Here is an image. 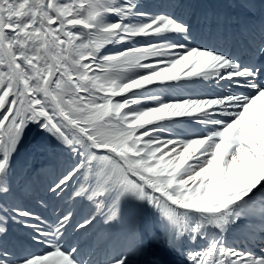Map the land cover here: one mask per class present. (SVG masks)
<instances>
[{
    "label": "snow or ice",
    "instance_id": "1",
    "mask_svg": "<svg viewBox=\"0 0 264 264\" xmlns=\"http://www.w3.org/2000/svg\"><path fill=\"white\" fill-rule=\"evenodd\" d=\"M190 8L0 0V264H264V25L237 54L205 43ZM199 83L219 92L151 87ZM33 132L50 163L18 169ZM143 206L157 229L97 259V224Z\"/></svg>",
    "mask_w": 264,
    "mask_h": 264
},
{
    "label": "bare ground",
    "instance_id": "2",
    "mask_svg": "<svg viewBox=\"0 0 264 264\" xmlns=\"http://www.w3.org/2000/svg\"><path fill=\"white\" fill-rule=\"evenodd\" d=\"M181 3L191 5L190 14H187L185 18L189 23L195 25L197 29L204 36V42L213 44L220 47H225L229 51H235L240 54L246 41L248 31L258 30L264 25V20L255 22L256 15H264V0H180ZM177 12H185V9L180 8ZM250 25V26H248ZM213 29L214 32H209ZM241 34V37H234L235 34ZM185 83L184 81L180 82ZM175 84V83H173ZM159 86V85H157ZM156 91L161 90V87H154ZM219 92V89L210 88L206 83L192 84L190 87H172L169 88L166 97L167 99H179L184 96H196V95H212ZM185 121L181 127L183 130L188 131L191 134L198 135L201 132L202 127H196L191 122V118H180ZM50 163L49 158L35 160L33 162V168H39L42 165ZM50 170V174H51ZM36 211L47 210L34 207ZM159 212L157 210L146 209L143 214L138 212V208L133 209L129 214V220L132 222L136 218L143 219L142 223L137 226L143 229L145 232L152 229H157L160 219L158 218ZM132 225H125L124 228L118 229L111 225H105L100 223L99 229L96 231L97 235L94 240L89 241L91 246L96 248L102 241H109V251L101 249L102 255H97V259H105L111 255H116L120 251V237L130 228ZM118 229V232L113 233ZM27 233V229H25ZM115 238L111 239V237ZM118 242L117 245L115 242ZM259 251V249H256ZM104 255V256H103Z\"/></svg>",
    "mask_w": 264,
    "mask_h": 264
},
{
    "label": "rangeland",
    "instance_id": "3",
    "mask_svg": "<svg viewBox=\"0 0 264 264\" xmlns=\"http://www.w3.org/2000/svg\"><path fill=\"white\" fill-rule=\"evenodd\" d=\"M123 46H124V45H117V46L114 47L113 45H106L105 48L102 49V51H107L108 49H112L113 51H115L116 49L121 48V47H123ZM154 86H155V85H154ZM151 87H153V86H151ZM157 92H158V93H162V91H160V92L157 91ZM129 94H130V93H129ZM134 107H140V105H137V106H134ZM200 126H201V125H200ZM31 134H35V137H39V141L42 142V137H41L40 135L36 134L35 132H33V133H31ZM27 143H28L29 147H31L32 149H34V142L27 141ZM53 143H54V142H53ZM40 156H41V157H43V156H47V154L44 153V152H42V153L40 154ZM47 157H48V156H47ZM146 208H147V209H150V210H155V209H152V208H150V207L148 208L147 206H143V207H140V208H138V209H139V212L142 214L143 211L146 210ZM129 212H130V211H129ZM127 215H128V213H126L125 217H126ZM158 218H159V219L161 218V217H160V213H159ZM134 220H135V219H134ZM134 220H133L132 222H130L129 217H127L126 222H123V223H120V224H116V225H111V226H113L114 228H118V229H122V228H124L125 225L136 226V225L140 222V220H139V219H136L135 222H134ZM133 222H134V224H133ZM97 225H98V224H97ZM118 229L114 230L113 233L118 232V231H119ZM111 239H113V241L115 240V238L113 237V235H112Z\"/></svg>",
    "mask_w": 264,
    "mask_h": 264
}]
</instances>
